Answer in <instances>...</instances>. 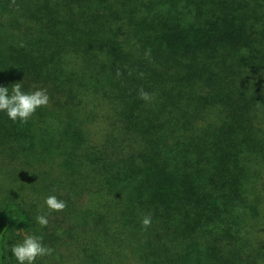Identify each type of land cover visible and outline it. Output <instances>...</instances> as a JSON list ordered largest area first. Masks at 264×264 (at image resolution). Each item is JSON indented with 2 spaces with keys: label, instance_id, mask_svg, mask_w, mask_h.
Segmentation results:
<instances>
[{
  "label": "trees",
  "instance_id": "obj_1",
  "mask_svg": "<svg viewBox=\"0 0 264 264\" xmlns=\"http://www.w3.org/2000/svg\"><path fill=\"white\" fill-rule=\"evenodd\" d=\"M15 83L49 103L0 112V264H264V0H0Z\"/></svg>",
  "mask_w": 264,
  "mask_h": 264
},
{
  "label": "clouds",
  "instance_id": "obj_2",
  "mask_svg": "<svg viewBox=\"0 0 264 264\" xmlns=\"http://www.w3.org/2000/svg\"><path fill=\"white\" fill-rule=\"evenodd\" d=\"M15 0H13V3ZM150 53H146L149 55ZM143 77V73H140ZM138 96L146 102L153 99L152 94L143 88L138 90ZM49 103V96L45 89H38L32 92H24L22 83H15L9 87L0 86V112H5L7 117L13 122L20 121L26 123L38 108L46 107ZM44 205L49 214L52 212L64 211L67 203L58 199L55 195H49L44 199ZM36 222L41 227H47L48 217L37 215ZM151 225V215L142 219V226L147 228ZM43 237L36 235H26L23 240L11 247V253L18 264H34L38 257L51 256L53 249L43 244Z\"/></svg>",
  "mask_w": 264,
  "mask_h": 264
},
{
  "label": "rangeland",
  "instance_id": "obj_3",
  "mask_svg": "<svg viewBox=\"0 0 264 264\" xmlns=\"http://www.w3.org/2000/svg\"><path fill=\"white\" fill-rule=\"evenodd\" d=\"M263 181H264V177H263Z\"/></svg>",
  "mask_w": 264,
  "mask_h": 264
}]
</instances>
